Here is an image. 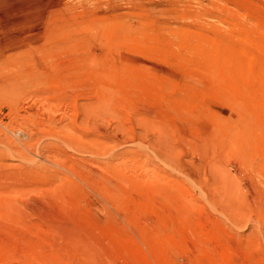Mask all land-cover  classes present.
Segmentation results:
<instances>
[{
	"label": "rangeland",
	"instance_id": "obj_1",
	"mask_svg": "<svg viewBox=\"0 0 264 264\" xmlns=\"http://www.w3.org/2000/svg\"><path fill=\"white\" fill-rule=\"evenodd\" d=\"M41 3L0 8V264H264V0Z\"/></svg>",
	"mask_w": 264,
	"mask_h": 264
},
{
	"label": "bare ground",
	"instance_id": "obj_2",
	"mask_svg": "<svg viewBox=\"0 0 264 264\" xmlns=\"http://www.w3.org/2000/svg\"><path fill=\"white\" fill-rule=\"evenodd\" d=\"M20 3H22V4H20ZM57 3V2H56ZM58 4V3H57ZM4 5L6 6V5H8V6H10V8L11 9H13V11H19V9H18V5H20L21 7H19L20 8V10H22L23 12H25V13H27V12H37V13H39V14H44V13H47V12H49V14L51 13V14H59V13H61L62 11V9H60V11H59V7H57V8H55V7H53V6H44L42 3H41V0H0V8H2V7H4ZM59 6V5H58ZM16 7H17V9H16ZM10 9V10H11ZM2 10V9H1ZM43 27V26H42ZM40 29V28H39ZM45 29V28H44ZM56 30H57V28H56ZM36 32V31H35ZM37 32H39V31H37ZM43 32V31H42ZM80 33V32H79ZM25 34V33H24ZM30 34H33V33H30ZM30 34H25L24 36H30ZM43 34V33H42ZM52 34V33H51ZM81 34V33H80ZM53 35H55L56 36V39L58 40V38H60L59 36H58V34H54L53 33ZM8 36V35H7ZM43 36V35H42ZM54 36V37H55ZM57 36H58V38H57ZM5 38H6V40H5ZM4 38V40H5V42H4V46L6 47V49H5V56L6 57H8V59H9V57H13V59H14V56H12L13 55V48H12V46H11V37L9 36V37H5ZM24 38H26V37H23V40L22 41H20V42H15L14 41V43H15V45L16 46H21L22 45V47H24L23 46V43L24 42H27V44L29 43L28 42V39L26 38V40H24ZM65 38V37H64ZM63 38V39H64ZM41 39V38H40ZM88 39V38H87ZM37 40V39H36ZM56 40V41H57ZM65 40H67V38H65ZM74 42L76 41V39L75 40H73ZM86 45V44H85ZM1 47H3V46H1ZM1 51V50H0ZM4 53V52H3ZM4 55V54H3ZM15 55V54H14ZM6 60V59H5ZM79 61V60H78ZM82 65V64H81ZM93 65H95V64H93ZM87 67V66H86ZM83 69V68H82ZM9 73V72H8ZM66 76V75H65ZM2 87V86H1ZM103 108V107H102ZM91 109V108H90ZM86 112V111H85ZM98 113V112H97ZM40 114V113H39ZM88 122V121H87ZM59 124V123H58ZM88 124V123H87ZM83 126V125H82ZM44 127V126H43ZM88 128V127H87ZM60 130V129H59ZM100 130V129H99ZM30 133V132H29ZM78 136V135H77ZM70 139V138H69ZM29 141V140H28ZM52 143H54V142H52ZM104 145V144H103ZM10 149V148H9ZM47 151V150H46ZM49 152V151H48ZM110 152V151H109ZM42 153V152H41ZM50 153V152H49ZM116 153V152H115ZM47 154V153H46ZM79 154V153H78ZM55 155V154H54ZM53 155V156H54ZM80 155V154H79ZM52 156V157H53ZM103 157V156H102ZM48 158H49V156H48ZM96 158V157H95ZM118 158V157H117ZM52 159V158H51ZM116 159V158H115ZM100 160V159H99ZM22 161V160H21ZM60 162V161H59ZM58 165H60L59 163H58ZM27 167V166H26ZM88 175H89V173H88ZM56 182V181H55ZM50 188V187H49ZM52 188V187H51ZM9 191V190H8ZM17 191V190H16ZM50 191H52L51 189H50ZM19 192V191H18ZM15 193V192H14ZM14 193H13V195H14ZM23 193V192H22ZM2 195V194H1ZM0 195V196H1ZM16 195V194H15ZM14 195V196H15ZM17 195H18V193H17ZM22 195V194H21ZM23 196V195H22ZM9 197H11V195L9 196ZM21 199V198H20ZM19 199V200H20ZM22 200V199H21ZM49 201V200H48ZM23 202V201H22ZM1 203V202H0ZM9 203V202H8ZM16 203V202H15ZM12 204V203H11ZM14 205V204H13ZM1 206V205H0ZM12 206V205H11ZM15 206V205H14ZM20 206V205H19ZM18 207V206H17ZM11 208V207H10ZM14 208V207H13ZM9 209V208H8ZM15 209V208H14ZM24 244V243H23ZM32 256V255H31ZM34 257V256H33ZM32 257V258H33ZM31 258V257H30ZM31 258V259H32ZM34 258H36V257H34ZM32 260H36L37 261V259H32ZM36 261H34V262H36ZM28 262H33V261H28ZM36 263H38V262H36ZM34 264V263H33ZM41 264V263H40Z\"/></svg>",
	"mask_w": 264,
	"mask_h": 264
}]
</instances>
